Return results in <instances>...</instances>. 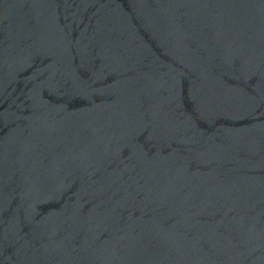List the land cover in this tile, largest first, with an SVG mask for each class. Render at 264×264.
<instances>
[{"label":"water","instance_id":"1","mask_svg":"<svg viewBox=\"0 0 264 264\" xmlns=\"http://www.w3.org/2000/svg\"><path fill=\"white\" fill-rule=\"evenodd\" d=\"M0 264H264V0H0Z\"/></svg>","mask_w":264,"mask_h":264}]
</instances>
